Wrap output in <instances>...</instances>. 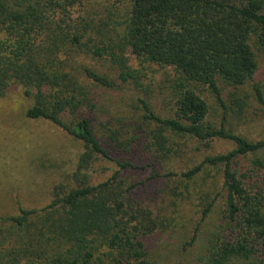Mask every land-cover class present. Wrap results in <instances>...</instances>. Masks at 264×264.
<instances>
[{
  "label": "trees",
  "instance_id": "1",
  "mask_svg": "<svg viewBox=\"0 0 264 264\" xmlns=\"http://www.w3.org/2000/svg\"><path fill=\"white\" fill-rule=\"evenodd\" d=\"M92 3L108 4V25L93 21L87 11ZM106 27L119 29L116 40ZM263 49L264 0H0V96L13 83L22 86L36 101L26 117L57 126L84 148L74 188L57 186L46 207L0 219V239L9 249L0 251V264H18L20 254L29 257L26 264H155L146 239L159 223L131 200L134 185L121 173L133 168L138 148L162 160L177 158L179 139L232 144L229 152L180 174L192 181L204 168L221 170L228 233L200 264H264V140L251 142L227 129L230 113L240 115L246 104L237 95L227 106L223 97V90L239 94L251 84L264 111L262 90L252 84L255 50ZM127 53L174 72L173 114L157 115L138 98L126 123L95 125L87 83L113 90L136 82ZM87 58L107 59L117 70L115 80L85 66ZM198 89L221 109L219 125L208 121L210 109ZM64 114L75 120L67 124ZM246 158L248 168L237 174L234 163ZM98 160L118 171L91 185L85 172Z\"/></svg>",
  "mask_w": 264,
  "mask_h": 264
},
{
  "label": "rangeland",
  "instance_id": "2",
  "mask_svg": "<svg viewBox=\"0 0 264 264\" xmlns=\"http://www.w3.org/2000/svg\"><path fill=\"white\" fill-rule=\"evenodd\" d=\"M95 5L92 3L87 8L93 14V21L98 24L104 20L103 23L108 25L105 11L108 4L102 8ZM106 30L116 40L119 29L106 27ZM255 54L257 68L252 84L260 87L264 97V49L255 50ZM125 58L130 70L137 75L136 82L119 83L118 88L113 90L87 83L92 93L91 99L96 105L95 115H90L95 118V125L112 120L114 123L118 120L126 123L124 120L130 110L136 108L138 98L147 100L157 115L172 116L175 93L171 85L175 80L174 72L168 68L142 64L129 53ZM56 59L62 62V53H57ZM82 62L88 68L108 74L115 80L117 70L107 59L87 58ZM60 73L62 71L59 70ZM198 92L209 106L208 121L219 125L221 109L207 93L199 89ZM237 95L242 97L241 101L246 105L240 115L230 113L226 121L227 129L251 142L264 140V111L255 103L251 84L239 94L233 90H223L227 106ZM35 102V97H27L23 87L16 83L8 86L0 96V219L18 216L21 210L46 207L57 186L66 190L75 187L73 176L84 153L83 145L45 120L28 119L26 112ZM61 117L67 124L75 120L68 114ZM175 143L180 153L177 158L170 160L153 157L146 150L138 148L133 156V168L121 174L128 184L134 185L131 200L147 208L159 223V228L146 239L154 263L200 264L209 254L210 248L228 233L221 170L204 168L192 181L182 179L180 174L199 165L206 157L229 152L232 144L223 140L199 143L191 139H179ZM249 160L246 158L234 163L237 174L245 172ZM116 171L118 168L114 163L98 160L85 173L90 184L97 185ZM212 200V208L204 216L203 211ZM1 239L0 251L6 253L9 251L5 244L7 240ZM19 257L21 260L20 263L17 261L18 264L29 261V257L22 259L24 254Z\"/></svg>",
  "mask_w": 264,
  "mask_h": 264
}]
</instances>
